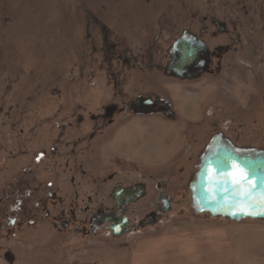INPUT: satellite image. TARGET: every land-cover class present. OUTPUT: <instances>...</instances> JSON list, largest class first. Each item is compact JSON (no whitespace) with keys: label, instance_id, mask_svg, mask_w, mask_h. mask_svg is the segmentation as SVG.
Segmentation results:
<instances>
[{"label":"flooded vegetation","instance_id":"flooded-vegetation-1","mask_svg":"<svg viewBox=\"0 0 264 264\" xmlns=\"http://www.w3.org/2000/svg\"><path fill=\"white\" fill-rule=\"evenodd\" d=\"M179 1L177 8H160L159 3L160 12L146 13L134 10L146 6L150 10L152 1L132 0L137 7L118 12L121 22L117 26L115 21L96 17L85 29L83 66L78 71L73 44L72 59L62 74L55 69V74L45 77L37 71L29 83L27 78L22 81L24 70L15 77H0V242L18 233L42 243L57 238L62 244L76 239L87 243L104 234L112 237L123 210L131 232L150 229L151 222L154 226L162 223L175 207L166 183L157 184L151 208L135 218L130 207L147 197L148 187L140 181L123 184L120 160L107 162L110 145L123 131L149 126L153 118L166 125L195 118L186 125L188 129L193 123L205 125V145L221 132L239 144L229 133L233 125L221 127L215 113L207 110L210 104H218L221 93L201 96L196 110L182 107L180 96L186 85L202 90L205 78L215 79L235 67L236 57L243 58L238 64L244 71H256L253 61L264 65V0L242 1L240 8L233 6L235 0H213L214 9L207 12H189L185 1ZM126 14L131 16L128 21ZM138 35L143 44L136 39ZM184 37L190 43L177 46ZM27 41L24 38L19 51L9 43L17 51L11 59L21 56L27 61ZM188 48L196 52L194 73L201 71L194 80L178 78L190 72L176 59ZM204 49L207 67L202 70ZM8 65H12L10 59ZM80 83L88 89L84 96L76 92ZM142 178L154 179L150 175ZM140 184L146 187V197L126 208L128 196H116L115 191ZM160 194L169 196L168 213L163 212V203H157ZM0 256L1 261L15 262L12 252L1 245Z\"/></svg>","mask_w":264,"mask_h":264},{"label":"rangeland","instance_id":"rangeland-1","mask_svg":"<svg viewBox=\"0 0 264 264\" xmlns=\"http://www.w3.org/2000/svg\"><path fill=\"white\" fill-rule=\"evenodd\" d=\"M131 1L0 0V77L3 78L10 74L15 77L20 70H24L25 79L23 78L22 81L24 82L27 78L26 81L29 83V77L35 73L37 75V71L42 72L43 76H51L55 74V69H58V73L62 74L67 70L68 61L72 59L71 45L73 44L76 45L74 61L76 71H78L83 66V36L88 24L97 17L110 23L115 21L116 26L117 23L120 25L118 12L127 13L130 7H137L136 4H131ZM148 1H152L151 7L154 8L149 10L146 6L134 11L160 12L159 3L160 8L162 5L177 8L180 2L179 0H167L168 3L165 5L161 2L166 0ZM184 1L186 10L189 12L200 9L207 12L214 9V4L211 3L213 0ZM242 1L254 4V0H235L233 6L243 7ZM220 6L223 7L224 4L220 3ZM128 18L131 16L126 14L125 19L127 20L125 21H128ZM123 24L125 26L126 22ZM24 38L28 39L27 44L31 48L25 50V57H29L28 62L24 58L21 59V56H18L19 59H11L14 57L13 54L17 55V51L14 47H10L9 43L12 41L13 45L18 46L19 51L24 44ZM138 38L139 43L143 44L144 40L139 35L136 39ZM30 56L33 57L30 58ZM9 59L12 64L10 67H8ZM235 60V67L226 69L220 77L205 78L200 84L201 88L203 87L202 90L195 91L193 85H186L187 89L182 94L184 98L181 104L185 109L196 110L201 96H208L213 92L216 97L218 93H221L218 104L215 106L210 104L207 110L215 113V120L217 119L221 127L228 128V125H233V130L229 133L239 143V147L264 148V113H262L264 112V65L258 66V62L253 61L252 66L256 67V71L252 70L251 73L244 71V67L238 64L243 61V58L236 57ZM8 68L10 73L5 72ZM87 91L83 83L76 87V92H80L81 96H84ZM204 91H206L205 94ZM222 112L223 114H219ZM202 127L201 124L190 125L185 134L187 137L181 143L184 149L178 154L169 155L170 162L160 163L157 157L155 160L160 164L154 168H137L127 163L119 165L121 167L118 170L121 172L120 181L123 184L128 185L140 181L145 182L148 187L147 197L130 207L129 212L135 218L142 217L151 208L158 192L157 184L162 181L166 183L165 190L172 195L175 207L159 225L131 232L120 239L104 234L82 244L77 239L72 244H62L59 239H52V237L42 243L18 233L16 238L5 236L0 245L4 249L8 248L15 256L13 264H131V248L138 240L163 235L198 233L215 236L221 242H226L220 244L218 264H264V232L259 228V230H250L255 225L264 226L263 222L227 223L222 220L204 219L191 212V200L187 191L188 183L192 178L194 166L198 163L197 156L203 152L208 137ZM206 130L209 134L212 133V128L211 131L209 128ZM162 133L164 138L169 137L168 132L159 134ZM164 138L158 137L157 145ZM107 162L114 163L108 159ZM149 175L154 179L142 178ZM231 224L241 225L239 227L242 228H237L238 232H225V226ZM206 227L209 228L206 229ZM0 264L10 263L1 261L0 256Z\"/></svg>","mask_w":264,"mask_h":264},{"label":"water","instance_id":"water-1","mask_svg":"<svg viewBox=\"0 0 264 264\" xmlns=\"http://www.w3.org/2000/svg\"><path fill=\"white\" fill-rule=\"evenodd\" d=\"M187 45L190 43L186 37L177 43ZM205 59L200 66L207 67V51L203 50ZM178 63L183 61V70L189 69V73L178 74V78L194 80L201 75V71L195 74L196 52L188 48L184 54L176 58ZM181 69V65H176ZM238 170L247 175V182L237 185L234 177ZM194 179L188 184L187 191L191 200V212L195 216L227 223L240 224L245 221L263 222L264 211L256 201L264 193V148L239 147L225 134L214 135L205 146L199 157L198 163L194 166ZM250 193V195H249ZM116 196H128L125 207L135 204L146 197V187L143 184L136 185L129 189H118ZM157 203L165 205L164 213L171 210L169 196L160 194ZM116 221V227L112 228L114 239L125 237L131 232L129 220L124 217ZM149 226L153 227L151 222ZM13 262V260H11Z\"/></svg>","mask_w":264,"mask_h":264},{"label":"crops","instance_id":"crops-1","mask_svg":"<svg viewBox=\"0 0 264 264\" xmlns=\"http://www.w3.org/2000/svg\"><path fill=\"white\" fill-rule=\"evenodd\" d=\"M180 97V99L184 98L183 95ZM175 99L178 100V97ZM189 120L194 121L195 118H186L178 123L168 122L167 125L159 118H153L149 126L140 127L131 132L130 130L123 131L116 142L110 145L107 151L108 160L118 159L121 164L127 163L137 168H154L158 166L157 164L170 162L169 155L178 154L184 149L181 143L185 141V134L188 131L186 123ZM156 127L159 130H156L158 129ZM160 132H168L169 137L164 138L163 133L159 134ZM158 137L164 138L159 145H157ZM157 157L160 163L155 160ZM239 226L241 225H227L225 232H238L237 228H242ZM258 228L264 232V226L259 225H255L250 230H259ZM221 243L226 242H221L215 236L198 233L148 237L133 244L130 260L131 264H218ZM236 243L240 244V242Z\"/></svg>","mask_w":264,"mask_h":264},{"label":"snow or ice","instance_id":"snow-or-ice-1","mask_svg":"<svg viewBox=\"0 0 264 264\" xmlns=\"http://www.w3.org/2000/svg\"><path fill=\"white\" fill-rule=\"evenodd\" d=\"M234 179H235V182L237 183V185H240L242 182H247V175L242 170H238ZM249 195H250V193H249ZM256 203L261 208H264V193L261 194L260 198L256 201ZM259 214L264 215V211H261Z\"/></svg>","mask_w":264,"mask_h":264}]
</instances>
